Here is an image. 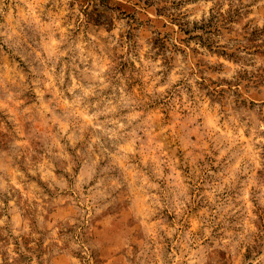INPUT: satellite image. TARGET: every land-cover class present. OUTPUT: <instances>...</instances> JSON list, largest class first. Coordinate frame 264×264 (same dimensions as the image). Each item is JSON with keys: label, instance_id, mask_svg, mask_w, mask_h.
<instances>
[{"label": "clouds", "instance_id": "clouds-1", "mask_svg": "<svg viewBox=\"0 0 264 264\" xmlns=\"http://www.w3.org/2000/svg\"><path fill=\"white\" fill-rule=\"evenodd\" d=\"M0 264H264V0H0Z\"/></svg>", "mask_w": 264, "mask_h": 264}]
</instances>
